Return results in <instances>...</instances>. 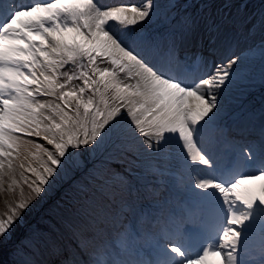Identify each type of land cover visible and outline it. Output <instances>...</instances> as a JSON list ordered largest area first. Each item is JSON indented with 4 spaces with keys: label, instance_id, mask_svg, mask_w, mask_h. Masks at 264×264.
Wrapping results in <instances>:
<instances>
[{
    "label": "snow or ice",
    "instance_id": "1",
    "mask_svg": "<svg viewBox=\"0 0 264 264\" xmlns=\"http://www.w3.org/2000/svg\"><path fill=\"white\" fill-rule=\"evenodd\" d=\"M0 264H264V0H0Z\"/></svg>",
    "mask_w": 264,
    "mask_h": 264
},
{
    "label": "bare ground",
    "instance_id": "2",
    "mask_svg": "<svg viewBox=\"0 0 264 264\" xmlns=\"http://www.w3.org/2000/svg\"><path fill=\"white\" fill-rule=\"evenodd\" d=\"M107 2H109V3H110V2H111V0H107Z\"/></svg>",
    "mask_w": 264,
    "mask_h": 264
}]
</instances>
